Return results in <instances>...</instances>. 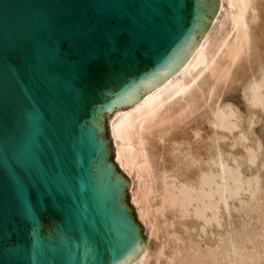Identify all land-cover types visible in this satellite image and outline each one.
<instances>
[{
    "label": "water",
    "instance_id": "1",
    "mask_svg": "<svg viewBox=\"0 0 264 264\" xmlns=\"http://www.w3.org/2000/svg\"><path fill=\"white\" fill-rule=\"evenodd\" d=\"M219 0H0V264H129L147 236L109 119L188 59Z\"/></svg>",
    "mask_w": 264,
    "mask_h": 264
},
{
    "label": "bare ground",
    "instance_id": "2",
    "mask_svg": "<svg viewBox=\"0 0 264 264\" xmlns=\"http://www.w3.org/2000/svg\"><path fill=\"white\" fill-rule=\"evenodd\" d=\"M233 86L245 110L224 94ZM257 124L264 129V0H219L186 62L109 119L113 159L134 182L129 202L147 233L129 264H264Z\"/></svg>",
    "mask_w": 264,
    "mask_h": 264
},
{
    "label": "rangeland",
    "instance_id": "3",
    "mask_svg": "<svg viewBox=\"0 0 264 264\" xmlns=\"http://www.w3.org/2000/svg\"><path fill=\"white\" fill-rule=\"evenodd\" d=\"M224 94L227 95V96H232V97H234V98L238 101V104L240 105L241 109H242V110H245V106H244V103H243V101H242V97H241L240 91H239V89H238V86H233V87H231L229 90L225 91ZM258 127H259V124L256 125V128H257V129H258ZM258 130H259V132H261V134H263V144H264V129H260V127H259ZM130 202L132 203V199L130 200ZM132 204H133V203H132ZM137 219H138V217H137ZM138 220H139V219H138ZM139 221H140V220H139ZM140 222H141V221H140ZM141 223H142V222H141ZM238 223H239V225L242 224V218H239V219H238ZM142 224H143V223H142ZM143 226H144V225H143ZM144 227H145V226H144ZM143 234H146V235H147L146 230H144V229H143ZM157 239H158V240H157ZM159 241H160V237H158V238H153V240H152V242H151L152 247H157L156 244H158Z\"/></svg>",
    "mask_w": 264,
    "mask_h": 264
}]
</instances>
